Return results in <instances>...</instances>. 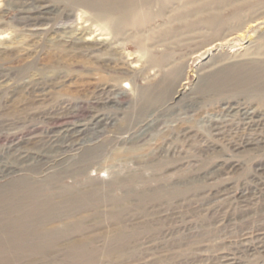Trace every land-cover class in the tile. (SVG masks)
<instances>
[{"label":"rangeland","instance_id":"obj_1","mask_svg":"<svg viewBox=\"0 0 264 264\" xmlns=\"http://www.w3.org/2000/svg\"><path fill=\"white\" fill-rule=\"evenodd\" d=\"M208 1L154 4L138 41L0 0V264H264V97L213 83L261 71L264 4L220 37L179 16Z\"/></svg>","mask_w":264,"mask_h":264},{"label":"bare ground","instance_id":"obj_2","mask_svg":"<svg viewBox=\"0 0 264 264\" xmlns=\"http://www.w3.org/2000/svg\"><path fill=\"white\" fill-rule=\"evenodd\" d=\"M174 1L175 0H72L70 9L78 10L80 12V18L83 21H89L91 26H97L98 30H100L99 33H111L114 37L116 35L124 34L127 28H133L137 35V37H134L140 41V39L142 40V37L139 34V30H141L145 24H148L155 15L152 10V6L154 4H159L160 7L165 5L163 8L158 10V13L160 14ZM212 3H214L217 7L223 4H237L234 9L231 8L228 14H221L219 11L207 14V11H209L208 9L210 8L209 6L212 5ZM263 4L264 0H244L243 2H241V0H210L208 2L198 3L193 6L194 8L188 9L186 7V9L179 14V16L196 15L198 18L189 24L187 23V27L191 29L197 27L212 28L213 33L218 34L221 37L222 32L227 28L233 27L234 30H239L242 26H245L247 22L245 21L246 15L252 16L250 20L260 17L261 13L259 12V8H261ZM245 10L248 11L247 14L243 13ZM258 12L260 14H258ZM69 14L70 12L66 13V16ZM242 55L244 57L249 56L251 59L254 57L264 58V45L258 46L253 51L244 52ZM250 61L255 65L256 62L254 61L256 60L252 59ZM262 64L261 71H259L260 68L253 70L250 64H244L239 68L232 67L228 71H224L223 76H220L221 78L218 77L214 80V86L216 85V88L219 87L218 90H222L221 88L227 87V82H232L234 78L238 77L237 80L233 82V85L236 87H244L253 83L256 89H259L264 97V62ZM247 117L250 118V114H248ZM217 128L218 125H215L214 129ZM81 129H79V131ZM83 196L84 195L81 193H77L73 196L74 198L72 197V200H77ZM43 214L49 216L48 212ZM38 215L41 214L32 213V218L30 219L29 224L34 222V219H36ZM25 226L20 224L17 225L20 230ZM32 232H36V229L32 230ZM261 242H264L263 238L261 239Z\"/></svg>","mask_w":264,"mask_h":264}]
</instances>
